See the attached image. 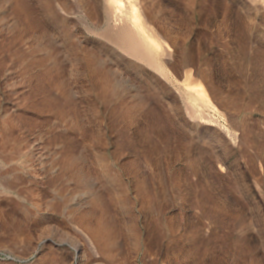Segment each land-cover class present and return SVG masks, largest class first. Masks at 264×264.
<instances>
[{"label": "rangeland", "instance_id": "374dc122", "mask_svg": "<svg viewBox=\"0 0 264 264\" xmlns=\"http://www.w3.org/2000/svg\"><path fill=\"white\" fill-rule=\"evenodd\" d=\"M0 264H264V4L0 0Z\"/></svg>", "mask_w": 264, "mask_h": 264}, {"label": "bare ground", "instance_id": "6f19581e", "mask_svg": "<svg viewBox=\"0 0 264 264\" xmlns=\"http://www.w3.org/2000/svg\"><path fill=\"white\" fill-rule=\"evenodd\" d=\"M102 1V0H101ZM106 1V0H105ZM255 1H257V0H255ZM260 1V3H262V4H264V0H259ZM137 2V1H136ZM104 3V2H103ZM136 4V3H135ZM132 5V4H131ZM137 5V4H136ZM132 8V7H131ZM141 11V10H140ZM127 12V11H126ZM137 13H136V9H134V8H132L131 9V11L129 12V17H132L133 19H138V15H136ZM125 16H127V13H126V15ZM130 20V19H129ZM145 20H146V18H145ZM149 21V20H148ZM133 23V22H132ZM135 23H136V21H135ZM134 23V24H135ZM141 23H143V22H141ZM145 23V22H144ZM137 24V25H136ZM135 24V29L137 30V31H139L142 35H143V39H146V35H147V33H145L146 31V29L144 28L145 27V25H144V27H143V25L142 24H139L138 25V23H136ZM128 26V25H127ZM124 28H126L125 26H123ZM129 27V26H128ZM145 30H144V29ZM124 32V31H123ZM128 32V31H127ZM149 32V31H148ZM125 33V32H124ZM154 33V32H153ZM127 34V33H126ZM125 36V35H124ZM154 37H156V36H154ZM142 39V40H143ZM147 40V39H146ZM145 40V41H146ZM158 40V39H157ZM147 43V42H146ZM146 43L144 44L145 46H146ZM150 43V42H149ZM149 43H148V45H149ZM150 46V45H149ZM148 46V47H149ZM151 49H152V47H150ZM162 68V67H161ZM164 68V67H163ZM162 71H163V69H162ZM196 85V84H195ZM202 85V84H201ZM201 85H198L199 86V88H198V86H197V88H198V90L200 91V93L202 94V96H203V99L204 98H209V96H208V94L206 93V91H205V87H203V86H201ZM199 97V96H198ZM205 100V99H204ZM207 101V100H206ZM205 101V102H206ZM208 101H209V99H208ZM209 102H211V100L209 101ZM207 104H209V103H207ZM210 106V105H209Z\"/></svg>", "mask_w": 264, "mask_h": 264}]
</instances>
